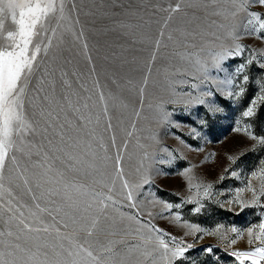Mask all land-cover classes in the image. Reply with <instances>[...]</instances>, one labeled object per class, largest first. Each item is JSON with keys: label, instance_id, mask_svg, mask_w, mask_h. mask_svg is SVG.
<instances>
[{"label": "rangeland", "instance_id": "rangeland-1", "mask_svg": "<svg viewBox=\"0 0 264 264\" xmlns=\"http://www.w3.org/2000/svg\"><path fill=\"white\" fill-rule=\"evenodd\" d=\"M65 2L68 7L74 3L75 11L70 14V19L63 22L65 28L69 29L65 34V43L59 50L63 55L58 52V58L46 64L50 69H57V98L64 91L80 111L71 110L67 101H61L65 109L63 112L59 105L54 104L56 112L60 113L59 124H64V129L57 125V132L49 129L47 139L35 137L36 147L31 149L33 154L30 159L17 153L16 165L10 160L6 161L4 180L0 181L5 189L0 190V231L10 229L14 235L18 233L16 221L5 224L12 215L7 210L9 201L13 209L24 205L21 211L28 222L32 221L30 211L38 212L32 200L35 195L39 198L36 202L49 210L38 213L45 222L41 227L55 225L62 231L71 232L78 224L86 222L76 208L82 209L87 202H91L92 193L98 192L110 195L116 203L113 205L108 201L109 218H102V231L98 237L90 238L92 242L106 245L110 240H118L122 236L126 241L134 240L132 235L124 236L123 231H118L116 236L109 234L113 219L117 221L118 229L126 228L130 224L126 217L133 212L126 206L127 190L116 174L115 158L119 154L122 157L123 175L130 186L139 183L144 175L152 181L143 189H134V193H144L137 197L141 201L151 192L165 201L178 202L180 197L172 193L186 195V181L177 172L188 167H192L190 175L194 183H212V198L203 201L205 206L200 213L189 211L195 207L193 204L173 211H180L184 220L209 231L223 225L219 233L184 236V229L173 226L168 220L156 219L154 223L192 244L186 253L187 259L181 264H239L230 253L258 247L259 242L255 240L249 245L247 229L264 222V208L256 205L241 210L239 204L227 203L235 200V190L245 186L250 173L264 160V146L256 145L253 150L255 142L233 130L238 121L241 128L250 124L255 134L264 135V104L258 102L254 116H242L251 99L259 94V84L256 82L260 79L259 73L252 67L248 73L250 81L246 86L247 91L231 100L216 91L213 79L206 81L215 95L200 98L207 103L218 104L224 112L210 113L207 103H185L190 100L187 93L199 96L191 87L192 74H202L196 72V57L208 64L209 77L216 80L223 78V73H217L211 67L210 53L222 51L221 44L225 47L231 44V40L224 39L223 32L213 24V21H227L213 16L210 9L206 11L200 7L201 0ZM177 3L180 4V11H170ZM219 6L227 7L223 4ZM9 25L10 21L6 23V26ZM81 32L83 36L76 39L73 33L79 35ZM192 33L196 34L194 39ZM213 33L222 38L211 43ZM84 43L88 46L86 51ZM240 43L264 47L251 38ZM66 60H71V63H66ZM61 68L68 73L66 79L70 81L71 89L63 90L61 87ZM194 82L200 84L199 79ZM201 87L204 85L201 84ZM101 92L104 101L99 98ZM105 105L107 115L104 114ZM109 122L111 128H108ZM59 131L65 133V141L60 140ZM113 137L115 145L112 143ZM125 143L126 150L123 148ZM164 149L173 153L171 164L167 163L169 156ZM145 152L149 154L146 160L143 159ZM228 155L237 156L238 159L231 163L227 160ZM160 159L166 162L159 163ZM225 169L228 171L225 172ZM158 171L160 174H157ZM232 171H237L239 178L231 176ZM220 176H224V179L220 180ZM25 180L28 181L27 185ZM253 184L258 187L259 182L253 180ZM29 188L31 192H28ZM6 190H10L12 196ZM240 199H251V193H240ZM98 207L99 204L94 203L88 221L97 215ZM146 207L153 212L160 210L159 206L151 204ZM121 213L124 214L122 225ZM71 216H75L77 224H73ZM65 223L68 224L66 229L62 227ZM233 225L242 230V236L238 237L237 233L229 230ZM30 235L38 236L41 240L55 239L54 232L51 236L44 232ZM200 236L203 238L200 239ZM25 239L22 237L18 242L24 244ZM233 239H236L235 244L231 243ZM208 247L213 249L212 254L201 251ZM117 250L121 254L126 251L123 246ZM134 260L135 257H132L129 264H134ZM244 264L251 262L246 260Z\"/></svg>", "mask_w": 264, "mask_h": 264}, {"label": "snow or ice", "instance_id": "snow-or-ice-1", "mask_svg": "<svg viewBox=\"0 0 264 264\" xmlns=\"http://www.w3.org/2000/svg\"><path fill=\"white\" fill-rule=\"evenodd\" d=\"M221 4L227 7L219 6ZM200 7L206 11L210 9L213 16L219 17L221 21H227V23L213 21V24L223 32L224 39L231 40V44L227 47L221 44L222 51L210 53L211 67L217 73L224 74L219 80L209 77L208 64L202 62L199 57L195 58L196 72L202 74L200 76L192 74L191 87L199 93V96H193V93L189 92L186 95L190 97V100L185 103L205 105L207 102L200 96L215 95L211 86L206 83L210 78L216 82V91L224 97L230 100L239 98L247 91L246 86L250 81L248 73L252 67H255L260 76V79L256 81L259 84V94L251 99L249 106L242 113L243 117H252L255 115L258 102L264 104V47H253L242 44L240 41L251 38L264 45V0H201ZM73 11H75V4L68 7L65 0H0V181L4 180L6 161L10 160L13 165H16L17 153L31 158L33 154L31 149L36 147L35 137L43 136L47 139L49 129L51 128L55 133L57 125L60 129H64L65 125L59 124L60 113L56 112L54 104L59 105L60 111L63 112L65 109L61 101H67L71 110L80 111V108L72 103L69 95L64 91L57 98V69L55 67L50 69L46 64L47 61L54 62L58 58L57 53L65 43V34L69 31L63 22L70 19ZM170 11H180V4L177 3L171 7ZM9 21L10 25L6 26ZM76 22L79 23L78 20ZM73 35L76 39H80L83 32L79 35L73 33ZM192 35L194 39L196 34L192 33ZM213 36L211 43L222 38L215 33ZM191 46L195 47L194 44ZM87 47V43H84L85 51ZM59 55L62 56L63 53L59 52ZM88 59L90 61L91 57L89 56ZM66 63H71V60H66ZM60 71L62 89H71L72 85L66 79L67 71L62 68ZM197 79L200 80V84L194 82ZM201 84L204 87H201ZM99 98L101 101L105 100L103 92L100 93ZM84 107H87L86 103ZM207 109L210 113L224 112V109L215 103H207ZM104 114H108L107 105L104 107ZM67 119L65 115V120ZM201 123L205 122L201 121ZM108 128H111L110 122ZM251 129L250 124L241 128L237 121L233 130L255 142L253 150L256 145L264 146V135L258 136ZM57 134L61 141H65L63 131ZM196 135L198 136L199 133ZM49 143L51 144L52 141L49 140ZM112 143L115 145L114 137ZM123 148L126 150V143ZM164 151L168 152L167 163L171 164L174 159L173 153L168 149ZM148 157L149 154L145 152L143 159L146 160ZM237 159V156H227V160L231 163H235ZM158 162L166 161L160 159ZM115 164L116 174L121 179L123 188L127 190L126 206L133 212L126 217L130 222L126 228L118 229L117 221L113 219L110 225L112 231L109 234L116 236L118 231H123L124 236L132 235L134 240L126 241L122 236L118 240H110L106 245H97L90 239L94 236L98 237L102 231L100 228L102 218L103 220L109 218L107 216V209L110 206L108 201H111L113 205L116 203L110 195L105 196L103 193L94 192L91 202H87L82 209L77 207L76 210L83 214L81 219L86 222L78 224V227L73 228L71 232L62 231L55 225L41 227V224L45 222L38 213L49 210L42 208L36 202L39 198L33 195L32 200L38 212L30 211V216L33 218L31 222H28L24 212L21 211L24 205L13 209L9 201L7 210L12 215L5 224L16 221L18 233L14 235L10 229L0 231V245H2L0 264H129L132 257H135L134 264H181L184 259H187L186 253L192 248V244L159 227L154 223L156 219L168 220L173 226L184 229V236H195L197 233L215 235L220 232L223 225H217L214 231H209L184 220L180 211H173V209H181L186 204H193L195 207L189 211L193 214L200 213L205 206L203 201L212 198L213 184L194 183V178L190 175L192 167L177 172L186 181V195L179 192L172 193L180 197L178 202L165 201L163 197L151 192L145 196V200L141 201L137 197L144 193H134V189H143L146 184L151 185V179L144 175L139 183L130 186L123 175L122 157L119 154L115 158ZM227 171L228 169H225V172ZM157 174H160L159 171ZM60 175L62 176L63 173ZM230 175L239 178L237 171H232ZM219 179L223 180L224 176H220ZM253 180L259 182L258 187L253 184ZM24 183L27 185L28 181L25 180ZM0 190H5L3 183H0ZM6 191L9 196H12L10 190ZM31 191L29 188L28 192ZM235 191V200H229L227 203L239 204L241 210L256 205L264 208V160H261L260 166L250 173L245 186ZM242 192L251 193V199H240ZM94 203L99 204L97 215L92 216L88 221V214ZM147 204L159 206L160 210L153 212L146 207ZM141 205L145 207L142 208ZM49 215H51L50 212ZM52 219L55 221V216ZM70 219L73 224L78 223L75 216H71ZM123 220L124 214L121 213V225ZM62 227L66 229L68 224L65 223ZM229 230L237 233L238 237L243 235L242 230L235 225ZM41 232L48 233L50 236L54 232L55 239L41 240L38 236L30 235ZM247 233L249 245H252L255 240L259 242V246L249 251H234L230 255L239 261V264H244L246 260L251 264H261V261H264V222L250 226ZM12 237L14 239H9ZM22 237L26 238L24 244L18 242ZM199 238L202 239L203 236ZM231 243L235 244L236 239H233ZM119 246L126 249L124 254L117 250ZM201 251L212 254L213 249L208 247Z\"/></svg>", "mask_w": 264, "mask_h": 264}]
</instances>
